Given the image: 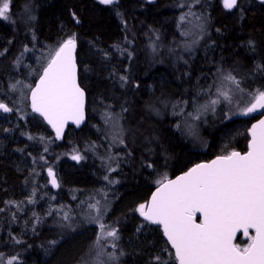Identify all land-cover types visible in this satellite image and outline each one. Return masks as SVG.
<instances>
[{"label": "trees", "instance_id": "16d2710c", "mask_svg": "<svg viewBox=\"0 0 264 264\" xmlns=\"http://www.w3.org/2000/svg\"><path fill=\"white\" fill-rule=\"evenodd\" d=\"M26 4L31 9L21 19ZM189 12L206 22L208 38L197 51L186 53L185 62L176 50L172 58V51V71L165 65L150 63L151 44L157 46L159 53L166 45L178 48L182 41L179 18ZM9 17V20L0 19V102L6 101L12 108L17 89L11 86L25 81L30 66H35L36 57L44 49L56 50L68 36L75 34L79 81L87 93V120L81 128L69 126L64 137L57 139L43 118L33 113L29 102L24 117L14 110L10 114L0 113V254L18 256L23 264H66L76 259L75 254L62 258L58 255L61 242H53L63 230L40 225L37 220L46 213L51 198L44 197L42 201L43 192H39L33 207L15 205L17 201H28L31 194L32 175L26 165L40 154L43 145L37 140L44 137L49 145L42 153L56 168L61 192L59 199L53 201L71 203L76 209L83 199L76 191L83 193L98 188L107 175L120 178L114 196L117 198L107 219L118 230L119 243L115 248L118 264H163L164 261L177 264L161 226L145 221L135 211L134 202L146 200L147 195L149 198L157 181L220 154L216 136L207 137L204 150L193 147L179 133L177 125L182 114L173 116L169 110L179 100H194L198 77L209 76L213 70L240 68L264 88V70H257V65H264V3L239 0L237 8L226 10L222 0H118L113 5L101 4L99 0H11ZM25 19L30 20L27 26L22 24ZM27 47L32 50L23 55ZM121 77H127V81ZM169 84L178 87L179 93L169 99L168 110L163 114L148 95ZM134 86L145 88L146 98H142L145 102L137 100L143 114L157 108L159 114L149 117L156 126L145 136L148 144L136 151L119 148L123 157L111 164L116 168L110 172L103 147L107 142L102 112L109 106L119 107L125 96L126 101L135 98ZM182 86L184 93L180 90ZM246 118L251 123L258 117ZM248 141L247 130L233 138L229 148L245 152ZM154 147L159 157L155 160L151 156ZM76 148L85 154L80 161L70 158ZM37 214L41 215L34 219ZM87 227L92 229L90 234ZM96 232L94 225L82 226L78 233L91 242H82L81 246L88 248L94 243ZM73 233L69 232L65 240ZM246 240L239 235L236 243L243 246ZM157 256L161 261L154 259Z\"/></svg>", "mask_w": 264, "mask_h": 264}, {"label": "snow or ice", "instance_id": "6c2138e0", "mask_svg": "<svg viewBox=\"0 0 264 264\" xmlns=\"http://www.w3.org/2000/svg\"><path fill=\"white\" fill-rule=\"evenodd\" d=\"M99 2L113 5L118 0ZM10 4L11 0H0V19L9 20ZM222 6L226 10L235 9L238 0H222ZM76 43L75 34L68 36L50 54L36 86H24L31 90L32 110L52 125L58 138L69 120L80 124L84 119L85 93L77 82ZM257 70H264V65H257ZM121 80L127 81V77H121ZM226 85L230 87L226 88ZM11 87L15 90L17 85ZM217 93V99L210 101L212 106L220 102V97L229 104L233 103L234 96L243 95L245 89L241 87L239 79L228 74L223 77ZM248 96L250 102L232 115L247 116L260 112L264 116V89H255ZM202 108L206 111L208 105ZM0 110L13 111L3 102H0ZM199 118V115L195 117ZM225 118L230 117L226 115ZM249 132L251 140L247 152L231 151L216 156L210 162L198 163L175 179L165 177L157 181L159 187L151 199L135 209L145 221L162 225L167 241L175 250L178 264H264V118L253 124ZM72 159L80 161L83 157L76 154ZM147 166L152 167L151 164ZM48 174L51 184L59 187L51 168ZM99 203L97 201L89 207L96 213L91 217V222L98 223L100 228L94 242L96 264H105L100 259L105 254L101 241L108 238L115 241L119 237L116 228L100 223ZM198 213L201 217L199 222ZM64 220H69L67 214ZM241 233L247 238L243 246L235 243L237 235ZM111 247L115 249L117 244L113 242ZM107 256L109 261L118 259L115 252L107 253ZM154 259L161 261L159 256ZM17 260L18 256H13L6 264H14ZM163 264H167V261Z\"/></svg>", "mask_w": 264, "mask_h": 264}, {"label": "rangeland", "instance_id": "374dc122", "mask_svg": "<svg viewBox=\"0 0 264 264\" xmlns=\"http://www.w3.org/2000/svg\"><path fill=\"white\" fill-rule=\"evenodd\" d=\"M29 9H31L30 4H26L22 8V11L24 12L20 14L21 19L24 15H27ZM181 17H184V19L181 20ZM181 17L179 18V23L181 25L179 28L181 31L182 41L179 42L178 48H168V45H166L167 47L165 50L159 53L157 46L154 43L151 44V46H149L150 63H153L155 66L165 65L170 71H172V69H174L172 61H170V54L172 51V58H175L174 50H176L179 52L182 61L185 62L186 53L197 51V49L200 48L201 43L208 38L210 32H208V27L202 17L191 14L190 12L182 15ZM22 24L27 26L30 24V20H22ZM26 49L28 50H24L23 55L32 50L29 47ZM43 51L42 55L36 57L35 66H30V70L27 73L25 81H22L20 84H16L18 97L16 96V98H12L13 102L11 105L13 110L18 113L20 117H24L28 114L27 103L29 102L28 94L30 89L24 86H33L34 78L37 76L40 69L46 65L47 60L50 58V54L54 53L55 48H47ZM228 74L235 76L241 81V87L245 89V93L243 95L234 96V101L231 104L224 100L223 97H220V102L215 106H212L210 101L217 99V88L220 86L223 77ZM198 80L199 85H197L198 88L194 92V100H189L188 98L187 100H179L175 104L172 103V106L170 107L173 114H182L179 116V133L180 135L182 134L181 136L190 142L193 147L203 150L206 148V144L209 141L207 137L216 136L215 140L220 146V154H227L228 152L233 151L232 148H229L231 140L244 134L250 125V122H248L249 118H246L244 115H232V113L237 112L239 108L245 107L250 102V97L248 96L249 92L258 88H264L260 87L258 81H256L252 75L242 71L240 68L213 70L209 76L202 75L198 77ZM134 87H136V90L133 91L135 98L131 97V100L126 101L127 99L125 96L120 100L119 107L116 108L115 106L113 108V106H109V109L107 108L102 112V116L104 118V125L102 129L104 131V140L107 142V145H104L103 147L105 152H107L105 158L110 164V172H113V169L115 170L116 168L111 166V164H113L118 158L123 157V152H120L119 148H124L125 150L129 149L130 151L133 149L136 151L138 148H141V146L148 144V138L145 136L156 126V124L149 120V117L156 116L162 111L164 114L168 110V103L170 102L169 99L173 97L175 93H179V91H177L178 87L170 86V84L168 86L152 90V92L148 95L149 97H152L151 103L157 104L156 107L161 110L158 112L157 108L154 107V111L143 114L137 104V100L138 103L145 102V100H142V98H146L144 95L145 88L143 86ZM227 87H230V85H226V88ZM180 90L184 93L183 86ZM116 101H119L118 97H116ZM118 104L119 102L117 105ZM204 105H208L206 111L202 108ZM197 115H199V119H195ZM226 115L230 118H225ZM144 118H148V120L146 121ZM121 140H123V143H120ZM37 142L43 145V149H41L39 155H36L34 159H31L32 162H29L26 165L29 169L30 175H32L30 178V180L33 181L31 184V194L28 201H17L15 205L18 208H25V206L33 207L36 204L35 199L38 197V193L43 192L42 201H45L44 197H47L48 199L51 198L52 201L49 207L46 208L44 216L39 219V223L44 220L53 209L58 210L60 219L58 221L55 219V224L58 229H61L60 231H63L59 235L60 238L57 237L55 242H61L58 250L60 258L66 255L69 256L70 254H75L76 259H73L66 264H84L85 261H87L88 264H96V249L94 243H91L88 248H85V245L82 247V242L91 241H88L87 239L84 240L83 238L85 236L78 233V230L86 224L96 226L97 232L93 235L92 242L96 241V238L100 233V228L98 223L91 222V217L95 216L96 213L94 209L89 207V205L95 204L97 201L100 202L99 207L101 209L99 216L100 223H103L109 228L117 229V226L113 222H108L107 219L112 212L114 201L117 198L114 196L116 194L117 184H119L120 178L117 176L107 175L108 179L106 180L104 178L103 183L98 188L83 193H80V190L76 191L78 194L83 195V199L77 203L76 209L72 207L71 203H64L61 200L56 201L58 204H54L52 202H55L53 200L56 199L55 192H59V194H61V192L58 191L60 189L59 187L54 188L51 186L48 169L51 168L56 170V168L50 164V160H48L47 157H45V154L42 153V151L47 150L46 147L49 145L48 140L41 137L37 140ZM155 145L157 146V144ZM94 151L101 156L99 151L96 149ZM76 154H79L82 157L85 156L81 148H76L74 153L70 155V158L72 159V156ZM151 156L154 160L159 158L156 147L153 148ZM166 172H169V169H167ZM146 197V200L143 198L134 202L136 208L138 205L148 202V195ZM57 198L59 199V196H57ZM65 214L69 217V220L67 221L64 220ZM35 218L36 215L34 216V219ZM69 224H71V227H68ZM87 228L86 232L87 234H90L92 229ZM69 232L74 233L67 241L65 239L69 236ZM56 233H58V231H56ZM118 239L113 241L112 238H108L106 241H101L104 245L105 254L102 255L100 259L104 261L105 264H118V259L109 261L107 256V253L115 252V255L118 257L116 249L111 247L113 242L118 245ZM65 242L70 243L66 244ZM9 258L11 257L2 255V257H0V264H6V261ZM14 264H23V262L18 259L14 262Z\"/></svg>", "mask_w": 264, "mask_h": 264}, {"label": "water", "instance_id": "95a60500", "mask_svg": "<svg viewBox=\"0 0 264 264\" xmlns=\"http://www.w3.org/2000/svg\"><path fill=\"white\" fill-rule=\"evenodd\" d=\"M255 1H257V2H259V3H264V0H255ZM238 2H239V0H238ZM76 53H77V43H76V51H75L76 64H77V82H78V84L80 85V87L84 90V93H85V102H84V119H83V121H82L80 124H76L73 120H69V121L66 123V125L64 126L62 136L58 138V137L56 136V131H55V129L52 127V125L49 124L48 121H47L43 116H41L39 113H36V112H34V111L32 110L33 113H35V114H37V115H39V116H41V117L43 118V120L47 123V125L50 127L51 131L55 134L56 138H58V139H62V138L64 137L65 132H66V130L68 129L69 126H73V127H75V128H81V127L85 124V122H86V120H87V113H86L87 93H86V90H85L84 87L80 84V81H79V67H78L77 54H76ZM45 66H46V65H45ZM45 66H44V67H45ZM42 71H43V69H42ZM42 71H41L40 74H42ZM38 82H39V77L37 78L36 82L34 83V85H33L32 87L34 88ZM28 98H29V103H30V106H31V90L29 91ZM3 103L7 104L6 102H3ZM7 105H8V104H7ZM8 107H10V106L8 105ZM10 108H11V107H10ZM31 109H32V108H31ZM262 111H264V110H262ZM0 113L10 114V113H12V111H11V112H3L2 110H0ZM253 114H256V115L259 116V117H258L256 120H254L253 122H251V123H250V126H249V128H248V135H249L248 145H249V142H250V140H251V133L249 132V129H250V128L252 127V125L255 124L259 119L264 118V116H262L260 112L252 113V114H249V115H247V116H251V115H253ZM234 151H238V152H240V153L243 154V153L247 152L248 149H247L245 152H242V151H239V150H234ZM217 156H219V155H217ZM215 158H216V156L213 157V158L210 159V160L200 161V162H198V163L210 162L211 160H213V159H215ZM198 163L193 164V165L190 166L188 169H186V170H184V171H182V172H179V173L173 175L172 177H170V178H168V179H175L177 176H180V175H182L184 172H187L190 168H192L193 166H195V165L198 164ZM52 170H53V172L55 173L56 178H57L56 171H55L54 169H52ZM50 179H51V177H50ZM57 181H58V178H57ZM157 187H159V184H158V185L152 190V192H151V194H150V196H149V198H148V201L151 199V196H152V194L156 191ZM142 218H143V217H142ZM143 219H144V218H143ZM200 219H201V217H200V214L198 213V214H197V222H199ZM160 226H161V229H162V232H163L162 225H160ZM241 234H242V233H241ZM241 234H238L237 237H238L239 235H241ZM163 236H164V238H165L166 241H167V237L164 235V233H163ZM167 242H168V241H167ZM235 243H236V241H235ZM168 244L171 246L170 242H168ZM171 248H172V246H171ZM172 250H173V252H175V250H174L173 248H172ZM177 264H178V261H177Z\"/></svg>", "mask_w": 264, "mask_h": 264}, {"label": "flooded vegetation", "instance_id": "af4514ba", "mask_svg": "<svg viewBox=\"0 0 264 264\" xmlns=\"http://www.w3.org/2000/svg\"><path fill=\"white\" fill-rule=\"evenodd\" d=\"M252 117H254V116H252ZM50 179V178H49ZM51 183V182H50ZM52 186V185H51ZM60 186V185H59ZM53 187V186H52ZM54 188H56V187H54ZM55 194H56V198H57V196H59L60 194H59V192H55ZM52 203H54V204H58V203H56V201L55 202H52ZM41 214H37L36 215V218L38 217V216H40ZM55 219H57V221L60 219V216H59V213H58V210L57 209H53L52 211H51V213H49V215L44 219V220H42L41 221V224L40 225H45V226H50V227H52V228H54V227H57L56 226V224H55ZM37 220H39L38 218H37ZM59 230V229H58Z\"/></svg>", "mask_w": 264, "mask_h": 264}, {"label": "bare ground", "instance_id": "6f19581e", "mask_svg": "<svg viewBox=\"0 0 264 264\" xmlns=\"http://www.w3.org/2000/svg\"><path fill=\"white\" fill-rule=\"evenodd\" d=\"M169 110H171V109H169ZM171 111H172V110H171ZM171 111H169V112L171 113ZM170 113H169V114H170ZM172 114H173V113H172ZM172 114H171V115H172ZM173 116H175V114H174Z\"/></svg>", "mask_w": 264, "mask_h": 264}]
</instances>
